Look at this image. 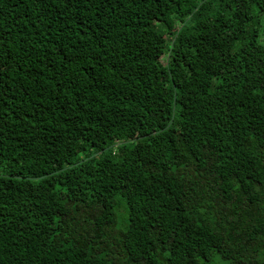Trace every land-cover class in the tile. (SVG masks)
Returning a JSON list of instances; mask_svg holds the SVG:
<instances>
[{
	"label": "trees",
	"instance_id": "trees-1",
	"mask_svg": "<svg viewBox=\"0 0 264 264\" xmlns=\"http://www.w3.org/2000/svg\"><path fill=\"white\" fill-rule=\"evenodd\" d=\"M0 264H264V0H0Z\"/></svg>",
	"mask_w": 264,
	"mask_h": 264
},
{
	"label": "rangeland",
	"instance_id": "rangeland-1",
	"mask_svg": "<svg viewBox=\"0 0 264 264\" xmlns=\"http://www.w3.org/2000/svg\"><path fill=\"white\" fill-rule=\"evenodd\" d=\"M119 213V219H120V222H121V225L124 223V219L126 218V216L125 215H123V214H121L120 212H118Z\"/></svg>",
	"mask_w": 264,
	"mask_h": 264
}]
</instances>
